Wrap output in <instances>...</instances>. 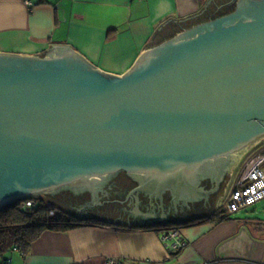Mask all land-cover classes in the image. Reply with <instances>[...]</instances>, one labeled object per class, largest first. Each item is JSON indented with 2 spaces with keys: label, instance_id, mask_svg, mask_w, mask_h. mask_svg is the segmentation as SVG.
Returning a JSON list of instances; mask_svg holds the SVG:
<instances>
[{
  "label": "water",
  "instance_id": "obj_1",
  "mask_svg": "<svg viewBox=\"0 0 264 264\" xmlns=\"http://www.w3.org/2000/svg\"><path fill=\"white\" fill-rule=\"evenodd\" d=\"M234 6L143 52L122 76L68 46L0 53V212L64 190L97 194L124 171L151 199L215 193L210 215L219 208L233 176L205 191L198 174L224 158L233 173L264 141V0Z\"/></svg>",
  "mask_w": 264,
  "mask_h": 264
},
{
  "label": "crops",
  "instance_id": "obj_2",
  "mask_svg": "<svg viewBox=\"0 0 264 264\" xmlns=\"http://www.w3.org/2000/svg\"><path fill=\"white\" fill-rule=\"evenodd\" d=\"M236 1L0 0V53L33 57L68 46L102 72L122 76L143 52L232 13ZM44 198L73 212L61 200ZM101 206L74 212L104 225L45 231L25 256L7 253L0 264H264V220L253 214L215 221L216 209L209 222L200 218L182 228L188 247L173 256L161 240L162 231L142 229L145 225L124 208L120 214L99 213Z\"/></svg>",
  "mask_w": 264,
  "mask_h": 264
},
{
  "label": "flooded vegetation",
  "instance_id": "obj_3",
  "mask_svg": "<svg viewBox=\"0 0 264 264\" xmlns=\"http://www.w3.org/2000/svg\"><path fill=\"white\" fill-rule=\"evenodd\" d=\"M231 160V158H224L218 162L208 164L209 166L196 177L195 186L199 187V189L210 191L214 180L217 178L222 180L225 174L230 171L233 166ZM103 181L107 185L97 194H94L90 189L80 192L64 190L52 197L61 200L64 204L66 203L70 209L72 208L71 210L74 214V209H77V206L103 199L102 202H105V204L101 208L96 209L99 213L111 214L113 212L120 214L123 208L133 211L137 208L138 211L136 213L140 212L141 214L149 215L152 213L159 218H163L162 223L164 225L171 227L190 221H198L206 216L210 217L211 205L215 202L216 197L214 193L203 197L198 195L195 199L184 198L183 196L186 195L183 194L181 197L176 198L171 197L169 190H164L162 201L151 199L150 192L144 189L137 190L144 182L125 171L107 177ZM136 190L137 192H135ZM159 205H162L161 209H159ZM155 207L157 208L154 209ZM152 214L148 219L144 215H137L136 219H140V222L145 226H155L157 224L154 222L156 220H154ZM126 215L129 216V213H126Z\"/></svg>",
  "mask_w": 264,
  "mask_h": 264
},
{
  "label": "trees",
  "instance_id": "obj_4",
  "mask_svg": "<svg viewBox=\"0 0 264 264\" xmlns=\"http://www.w3.org/2000/svg\"><path fill=\"white\" fill-rule=\"evenodd\" d=\"M32 200L35 201V206L31 208L25 207L27 201H22L16 202V204L8 206L0 212V258L7 255L9 252L15 251L25 256L26 253L31 250L32 244L37 241L45 231L66 232L77 229L83 225H104L103 221L77 218L67 209H63L61 206L57 205L56 202H51L44 197L32 198ZM242 211L246 214L249 213L248 209ZM52 212H54L53 215H51ZM215 213V221H224V219H231L233 216L226 208L220 209ZM211 217L204 218L201 222H209ZM197 222L198 221L188 222L186 225H175L173 227L166 225L144 226L142 229H152L163 232V230L186 228L187 226L196 225Z\"/></svg>",
  "mask_w": 264,
  "mask_h": 264
},
{
  "label": "built area",
  "instance_id": "obj_5",
  "mask_svg": "<svg viewBox=\"0 0 264 264\" xmlns=\"http://www.w3.org/2000/svg\"><path fill=\"white\" fill-rule=\"evenodd\" d=\"M237 174L239 178L233 181L234 183L232 182L226 199L228 212L232 215L264 201V141L257 142L249 150ZM33 206H35V201L32 199L25 203L26 208ZM53 214L54 212L51 213V215ZM161 240L165 244L167 252L173 256L179 255L182 250L188 247V242L180 228L164 230ZM11 262L12 260H9V264ZM109 263L116 264L113 260Z\"/></svg>",
  "mask_w": 264,
  "mask_h": 264
},
{
  "label": "rangeland",
  "instance_id": "obj_6",
  "mask_svg": "<svg viewBox=\"0 0 264 264\" xmlns=\"http://www.w3.org/2000/svg\"><path fill=\"white\" fill-rule=\"evenodd\" d=\"M246 156V155H245ZM245 159V157L242 159V161L240 162V164L237 166V168L235 169V171L233 172V173H230L231 172V170L229 171V172H227L226 174H225V177H227V178H230V177H232L231 178V181H230V183H229V185H228V189H227V191H226V193L224 194V196L222 197V199H221V202H220V206H219V208H217V209H221V208H223V207H226L227 208V206H221V205H223V203H225V205H226V202H227V195H228V193L230 192V187H231V185H232V182L233 181H235V180H237L238 178H239V173L237 174V172L239 171V169H240V167H241V165H242V162H243V160ZM229 173V174H228ZM237 174V175H236ZM224 177V178H225ZM236 177V178H235ZM235 178V179H234ZM234 183V182H233ZM236 184V183H235ZM234 184V185H235ZM45 197H48V198H52V197H49V196H45ZM228 209V208H227ZM248 209V211H249V213L250 214H253L257 219H261V220H264V202H259V204H257V205H254V206H252V207H249V208H247ZM254 211V212H253ZM241 213H245L244 211H242ZM246 214V213H245ZM211 216V215H210ZM164 231V230H163ZM163 233V232H162ZM188 242V241H187ZM10 254H11V256H17L18 254L17 253H13V252H9Z\"/></svg>",
  "mask_w": 264,
  "mask_h": 264
}]
</instances>
